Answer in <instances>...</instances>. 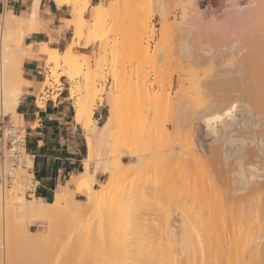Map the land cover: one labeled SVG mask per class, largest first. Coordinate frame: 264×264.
Here are the masks:
<instances>
[{
	"label": "rangeland",
	"instance_id": "rangeland-1",
	"mask_svg": "<svg viewBox=\"0 0 264 264\" xmlns=\"http://www.w3.org/2000/svg\"><path fill=\"white\" fill-rule=\"evenodd\" d=\"M85 1H81L78 9L87 7L85 17L89 25L85 27L84 33L79 39L76 28L69 23L74 13L72 3L67 4L70 8V19L64 21L66 27L73 31L74 49L84 53L85 59L88 58L89 63L87 65L86 59L82 73L73 80V83L67 79L70 70L67 67L58 69V81L54 80L55 76H51L53 79L46 80V75L52 73L50 70L53 69V64L47 63L45 59L46 67L39 94V99L42 94L45 99L39 100V104L45 102L49 97L55 99L59 91L57 88L67 89L70 94L71 84L75 85L81 82L83 84L86 77L95 80L96 88L99 91L93 107L97 108L98 104L107 105L105 119L98 121L94 118L97 124L102 125L108 116L110 107L108 97L111 95L109 100L117 103L118 115H116L117 118L119 117L117 126L115 125L108 138L97 137L99 138L97 141L98 151L95 161L91 164V170L104 172L103 180L100 182H105L108 179V174L104 169L109 163L108 161L121 159L123 170L118 173L120 175V188L117 195L111 199L112 206L116 209L120 208L128 218L137 220L135 222L133 220L134 223L138 221L139 223L141 221H153L152 223L163 221L162 223H164L169 217L165 227L170 229L171 236L174 235L173 237L177 238L186 237L188 234L189 236L197 235L199 231L208 237H213L211 235H215L217 230L221 231H219L220 235H223L224 232V234L229 235L227 230L230 231L233 228L241 229L244 232V237L247 240H254L253 242L256 238L257 240L264 238L262 235L264 231V192L261 188L251 187L242 193L244 194L243 204L237 214L228 208L229 204L226 199H230L232 194L227 195L223 180H218L217 184H214V186L219 184V187L210 185L209 181H207V187H203L202 183L201 187L200 185L193 187L191 184L196 177L201 180L202 177L205 179L209 174L214 175L219 171L226 170L222 156L214 155L210 150L213 144V136L208 133L201 119H204L205 114L207 116L214 111L221 112L235 101H238L236 103L238 106L231 116L240 112V102L246 96L243 91L245 87L248 90L251 88V84H243L252 78L251 73L255 68L254 57L257 49L255 45L258 46L259 44L257 42L254 43V46L249 47L246 43L247 39L250 38L247 36L251 34L248 28L244 27L243 24L232 27L229 18H231L230 14L232 15L234 12V4L239 1L247 3L245 16L258 13L264 15V7L262 8L264 0H164L169 1L168 5L165 2V7L168 10L166 12V15L168 14L167 24L161 12V5L164 2L162 0H96L98 6L96 9L93 7L94 5H91V1L87 4ZM94 10H99L95 18L93 17L95 15L92 14ZM183 18H187L188 21H186L193 22L195 26L193 27V24L187 22V26H185V23H181L185 21ZM213 19L216 22L214 24ZM142 20L149 22V27L146 30L141 28ZM201 20L204 21L201 23ZM209 20L211 25L208 23ZM204 22H207L208 25L203 26ZM185 27H188V30ZM182 28L187 32L191 30L190 38L193 39L192 45L194 46H191L188 55L182 54L185 51L183 49L181 51L182 47L180 48L179 45L181 42L179 43L178 39L183 33ZM2 30V48H0L3 49V62L0 55V67L3 66L6 74L3 84L7 86L8 83L5 82L8 78V66L4 52L7 47L17 48L18 41L17 33L10 30L7 25V17ZM96 34L98 36H95ZM253 34L256 37V29ZM94 38L100 39L94 42ZM233 40H237L234 49L231 46ZM200 45L203 47L201 48ZM208 48L211 49V55L206 51L204 53V50H208ZM1 49L0 52L2 53ZM200 52L202 55L198 56ZM238 71L241 74H238ZM3 84L0 80V86L3 87ZM5 86L4 91L8 89ZM46 87L52 88L51 91H46ZM83 93V95H87L86 91ZM71 100L74 103L75 99ZM199 114L202 115L201 119ZM15 117L13 116L14 121L19 123L18 118L15 119ZM189 139H191L190 144H188ZM187 145L191 146V150L196 147L197 149L199 147L206 148V156H203L204 159L203 157L200 158L204 160L202 163L196 164L193 159H190L194 156L192 151L193 156L190 154L191 157H188L190 146L186 149ZM159 154L161 157H158ZM187 154L188 156H186ZM147 157L149 158L147 159ZM151 157H154L152 161ZM160 158L165 160H160ZM155 159H158L157 162ZM186 160L192 161H190V165L187 164L188 161ZM255 161V163L259 162L258 165L261 166L258 167V172L264 176V162L257 159ZM262 168L263 171L260 172ZM23 173L26 172L23 171ZM199 179H196L199 181L198 183L202 182ZM100 182L95 185L96 188H100ZM13 196V200H16L20 195L13 194ZM76 197L84 201L87 199L82 195H76ZM192 197L195 198L193 200H200V202L190 201ZM201 198H204L205 202H201ZM204 199L202 200L204 201ZM112 206L110 205L111 209ZM101 208L102 206L95 208L96 210L92 209L91 211H96L94 213L88 209L80 216L74 214V217L70 216L69 213H62L51 223L34 220L29 224V229L32 230L33 235L41 234L39 239L46 241L45 243L40 242L43 243L41 245L50 247L56 234L59 235L60 233V236L56 237L57 239H66L67 227L70 229L77 222V226L79 223L81 224L80 227L87 223L90 224L89 222L92 223V221L94 223L98 216L99 219L105 218V215L101 214ZM103 208L106 211L108 207L104 206ZM107 211L114 212V210L108 209ZM121 214L120 212L119 215ZM128 218L124 219L130 220ZM128 222L130 223V221ZM133 226L137 227L135 224ZM133 226L130 225V227ZM134 230L136 229L134 228ZM190 230L191 232H189ZM27 234L26 237H23L30 241V233ZM260 236L263 237L258 239ZM57 239L56 242L54 241V245L60 244V242L57 243ZM1 241H3V248L0 247V264H7V240L2 239ZM13 241L17 243V240L14 238L10 242L13 246L14 256L16 254L14 264H23L20 253L17 256V252H14L15 248L19 250V244L17 245L18 248ZM258 260L255 264L259 262Z\"/></svg>",
	"mask_w": 264,
	"mask_h": 264
},
{
	"label": "bare ground",
	"instance_id": "bare-ground-1",
	"mask_svg": "<svg viewBox=\"0 0 264 264\" xmlns=\"http://www.w3.org/2000/svg\"><path fill=\"white\" fill-rule=\"evenodd\" d=\"M55 1L59 6L67 5L70 3L73 4V18L69 23H71L76 28L77 37L79 39V37L83 35L85 27L89 25V22L85 17L87 7H85L84 9H78L79 4L82 0ZM90 1L91 0H86L85 4L89 3ZM165 2L167 1L162 2L163 4L161 5V12L164 16V21L167 24L166 18H168V14L166 15V12H168V10L165 7ZM168 2L166 3V5H168ZM93 7H95L96 9V7L98 6L94 5ZM246 7L247 3L245 2L239 1L235 3L234 12H232V15L230 14L231 18H229V23L232 27L243 24L244 27L248 28L249 33L251 34L247 36L248 38L250 36V38L247 39L246 43L249 47L251 45L254 46L257 42L259 44H257L258 46L255 45V48L257 49L255 50L254 57L255 68L251 73L252 78L247 80V82L243 84H251V88L250 90H248V88L245 87L243 93L246 96L243 98L242 102H240L241 109L237 115L231 116V114L235 111V108L238 106V104H236L238 101H235L232 105L226 107L221 112L214 111L212 114H209L207 116L206 114L205 116L203 115L204 119L201 117V113L199 114L200 119L202 118L201 120H203L202 122L208 130V133L213 136V144L211 145L210 150L214 153V155L219 154L222 156L224 160L223 162H225L226 170L219 171L214 175L209 174L208 177H206L208 178L207 180H205L206 178L204 179L202 177V182L200 183H198L199 181L196 180L197 178L199 179V177H196L195 179H193V183H191L193 184V187L195 185H200L201 187V183L203 187H207V181H209L210 185L212 184L214 186V184L218 180H223L225 183L223 184L228 193L226 194H232L230 199H226V201L228 200L229 204L228 208H231L237 214L239 213L240 208L243 204L242 200L244 199V194L242 193L245 190L251 187H255L261 188V190H263L264 192V176L260 175V173L258 172V167L261 166L258 165L259 162L255 163L256 159L258 161L262 160L264 162V15H259L258 13L245 16ZM263 7L264 6H262V8ZM39 8V0H35L34 6L29 14L24 16H15L14 14L9 13L7 16V25L9 29L17 33L16 38L18 41V46L17 48L7 47L4 52L6 54L5 57L7 58L6 63L8 66V78L6 77L7 81L5 82L8 83L7 86L3 84V80L5 79L4 75H6L4 73L3 66L0 67V80L1 83L8 89L4 91V86L2 87V91L4 93L2 92L0 98V106H3L2 108H4L7 115L11 116L12 118L13 116H16L15 119L18 118L19 123H22V125H24L25 122L23 116L17 112V107L23 94V86L26 83L23 77V64L26 58H38L39 60L44 58L46 59L47 63H52L53 69L50 70L52 71V73L46 75V80L53 79L51 76H55V81L59 80L58 69H60L61 67H67L71 70H69L70 72L68 71L67 79L73 82V80L75 78L77 79V77L80 76L79 74L82 73L83 65L86 62L87 65L89 63V59L86 58V61L84 53H81L80 51H76L74 49L75 40L72 41L65 50L48 47L45 44H38L37 46H35L34 43L33 45L29 46L22 45L21 42L25 33L33 29H38L36 27H38L40 24ZM98 11L99 10H94V12L92 13L93 15H95L93 16L94 18L97 17ZM183 19L185 21H182L181 23H185V26H187V18ZM213 20V24L216 23L215 19ZM203 21L204 20H201V23ZM210 22L211 21L209 20V25H211ZM187 23L189 24L191 22ZM191 24H193V27L195 26L193 22ZM205 24H207V22H204L203 26H205ZM148 27L149 22L147 20H142L141 28L146 30ZM258 27L259 29H257ZM185 28H187L188 30V27ZM215 28L217 29V27ZM255 29L256 37L255 34H253L255 33ZM190 32L191 30H189L188 32L183 30V33L180 35L181 37H178L179 43L181 42V44H179L180 48L182 47L181 51L182 49L185 51L182 52V54L184 53L185 55H188V52H190L189 49L191 48V46H194L192 45L193 39L190 38ZM251 35H254V38H252ZM95 36H98V34H96ZM99 39L100 38H94L93 41L95 42ZM236 43L237 40L232 41V49L235 48ZM200 47L202 48L203 46L200 45ZM1 51L2 53L0 52V55L3 62V49H1ZM205 51L209 55H211L210 48H208V50H204V53ZM198 54H200L198 56L202 55L201 52ZM238 74H241L240 71H238ZM86 79L87 77L84 80L85 83L81 84L82 82L80 81L81 83H77L75 85L71 84L72 86L70 88V98L75 99V119L76 122L81 124L83 127L88 147V155L85 159L84 171H82L78 175L72 176V178L67 182L66 185H59L58 189L55 192L54 198L50 201H46L41 197H36L37 195L33 196L34 198L32 199L25 196L24 182L27 183L29 179L35 177L33 172H28L27 170H23L27 173H23L24 176L22 179H24V182L18 183L16 184V186L11 187L8 190H0V247L3 243V241L1 240H7V262L9 264H14L15 262L14 257L16 256V254L14 256V253L12 251L13 246L10 244L11 240L15 238V240H17V243L16 241L13 242L16 243V247L19 246L20 248L18 247L19 250H16L15 248L14 252H17V256L20 253L19 255L20 257L22 256L21 261H23V264H255L258 259L259 262L256 264H261L264 259V238H262L264 236V231L262 232L263 236L258 237V239H262L257 240L256 238L255 242H253L254 240L252 239H248V241L244 237V232L241 229L237 228L231 229V233L229 230H227L229 235H226L227 233L224 234L225 232L223 233V235H220V230H217L215 235H211L213 237H208L204 236L200 233L201 231H199L197 235L193 234L194 236H189L188 234V236L186 237L182 236L181 238H177L173 237L174 235L171 236V231L169 233L170 229L165 227V225L168 223L169 217H167L164 223H162L163 221H154V223H152L153 221H141L142 223H139L138 221L137 223H134L137 220L128 218L123 214L124 212L121 211L120 208H117L120 210L118 211L112 206V204L110 203L111 199L115 195H117L120 188V175L118 173L123 170L121 159H112L108 161V164L106 163L107 165L104 170L108 174V179L105 182H100V188H96L95 186L97 183V171L91 170V164L93 161H95L97 155V141H99V138H108L115 125L119 121L117 120L119 118H117L118 105L116 102L109 100V97L111 96L109 94L110 96L108 97V104L110 107L108 117L102 125L97 124V121L94 119L95 107H93V104L99 91L96 88L94 79ZM45 89L46 91H51L52 88L46 87ZM57 89L61 91L62 88ZM84 91H86L87 95H83ZM41 99H45L43 94L40 96V100ZM260 102H262V104H260ZM190 140L191 139L188 140V144L191 143ZM193 143L194 141L192 142V144ZM188 146L190 145H187L186 149L188 148ZM189 148V156L188 154L186 156H193L191 154L193 152L195 159L194 156L190 159H193L196 164L202 163V160L204 159L203 156H206L207 153L206 148L199 147V149H197L196 147L195 149L192 148L193 150H191V146ZM184 154H186V152ZM160 155L161 154H159L158 157H161ZM149 157H147V159ZM196 157L199 159H197ZM202 157L203 159L201 160L200 158ZM153 158L154 157H151V161ZM118 159L120 160L118 161ZM163 159L164 158H160V160ZM157 160L155 159L156 162ZM190 161H188L187 164L190 165ZM260 163L262 162L260 161ZM261 170L263 171V168L260 169V172ZM186 177L188 176L186 175ZM190 177L191 176H189V178ZM194 182L197 184H195ZM214 187H219V184ZM13 194H19L20 196L16 200H13L15 196H13ZM76 195L85 196L87 197V199L85 201L78 199ZM198 197L200 198L199 194ZM193 198L194 197H192L190 201H192ZM219 198L221 197L219 196ZM227 198L229 197L227 196ZM202 199L204 198H201V202H205V199L204 201ZM193 201L196 203L197 200ZM197 202H200V200ZM222 202L219 203L222 204ZM254 202L256 203V201ZM110 205L112 206V209ZM100 206H102V208L100 209L102 210L101 214H104L105 218L99 219L98 216L97 219L95 218L96 221H94L95 223L98 220L96 224H94L92 221V223L89 222L90 224L87 223L86 225L84 224L81 227L80 223L79 226H77L78 222L75 226H73L72 224L73 227H71L70 229L69 227H67L68 231L66 232L68 233L65 232L67 234L65 235L66 239L64 238L65 240H63V238H61L62 241H60L61 239L58 238L60 239L58 241L56 237H59L60 233L59 235L56 234V237L53 238V242H50L52 245L48 243L50 247L41 245L46 242L39 239V235L41 234L33 235L34 233L32 234V230L29 229V224L34 220L51 223L53 219L59 217V215H61L62 213H69L70 216L79 214L77 216H80V214H82L84 211H88V209L89 211H91L92 209L96 210L95 208ZM104 206L108 207L106 208V211L105 208H103ZM107 209L110 211L114 210V212L112 211L110 213L107 211ZM121 209L124 210L122 207ZM116 210L117 214L115 213ZM91 212L94 213L96 211ZM120 212L122 213L121 215H119ZM123 215L126 217H124ZM124 218H128L130 220H126ZM131 220L132 222L134 220L133 223L137 225V227L133 226L134 224L131 222ZM128 221H130V223ZM130 225L133 226L136 230H134L133 227H130ZM189 232H191V230ZM27 233H30V241L28 238H26L27 240L25 239V235H28ZM31 235L33 236L31 237ZM18 236H20L21 238ZM56 239L57 243L60 242V244H53ZM22 242L23 244H20ZM249 242H251L252 244H250ZM17 258H15V260H17Z\"/></svg>",
	"mask_w": 264,
	"mask_h": 264
},
{
	"label": "crops",
	"instance_id": "crops-1",
	"mask_svg": "<svg viewBox=\"0 0 264 264\" xmlns=\"http://www.w3.org/2000/svg\"><path fill=\"white\" fill-rule=\"evenodd\" d=\"M95 1L91 0L92 6L96 5ZM34 2L35 0H0V17L3 16L5 20L9 13L15 16L27 15ZM39 7L38 29L25 33L22 45L34 43L35 46L45 44L60 50L66 49L73 39V31L66 27L64 21L70 19L69 5L59 6L55 0H39ZM0 35L3 36V30ZM1 45L0 37V47ZM45 67V59H25L23 77L26 83L17 112L25 122L28 150L35 155L34 175L38 185L36 197L50 201L59 185H66L72 176L84 171L88 147L83 127L76 122L74 103L67 89L62 88L55 99L49 97L39 104ZM106 109V104H98L94 118L98 121L105 119ZM103 173H96L97 183L103 180Z\"/></svg>",
	"mask_w": 264,
	"mask_h": 264
},
{
	"label": "built area",
	"instance_id": "built-area-1",
	"mask_svg": "<svg viewBox=\"0 0 264 264\" xmlns=\"http://www.w3.org/2000/svg\"><path fill=\"white\" fill-rule=\"evenodd\" d=\"M4 18L0 17V32ZM2 86H0V95ZM35 155L28 150L26 127L16 123L0 106V190H8L24 182L23 170L34 173ZM25 196H36V178L24 182ZM20 194V193H19ZM18 194V195H19Z\"/></svg>",
	"mask_w": 264,
	"mask_h": 264
}]
</instances>
